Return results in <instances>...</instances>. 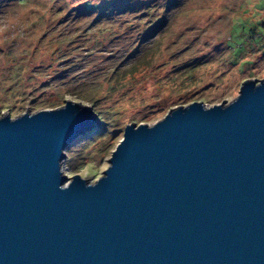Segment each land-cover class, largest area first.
Wrapping results in <instances>:
<instances>
[{"label":"water","instance_id":"1","mask_svg":"<svg viewBox=\"0 0 264 264\" xmlns=\"http://www.w3.org/2000/svg\"><path fill=\"white\" fill-rule=\"evenodd\" d=\"M94 114L0 115V264H264V78L128 124L90 182L62 161Z\"/></svg>","mask_w":264,"mask_h":264},{"label":"rangeland","instance_id":"2","mask_svg":"<svg viewBox=\"0 0 264 264\" xmlns=\"http://www.w3.org/2000/svg\"><path fill=\"white\" fill-rule=\"evenodd\" d=\"M102 1L0 0V115L92 107L99 122L62 161L90 182L128 124L229 103L264 78V0Z\"/></svg>","mask_w":264,"mask_h":264},{"label":"trees","instance_id":"3","mask_svg":"<svg viewBox=\"0 0 264 264\" xmlns=\"http://www.w3.org/2000/svg\"><path fill=\"white\" fill-rule=\"evenodd\" d=\"M107 3H108V0H104V1H102L100 4H99V6L101 7V6H105V5H107ZM104 4V5H103Z\"/></svg>","mask_w":264,"mask_h":264}]
</instances>
